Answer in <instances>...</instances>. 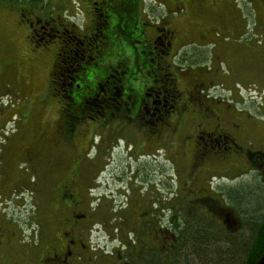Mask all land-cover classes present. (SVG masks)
<instances>
[{
	"label": "flooded vegetation",
	"instance_id": "obj_1",
	"mask_svg": "<svg viewBox=\"0 0 264 264\" xmlns=\"http://www.w3.org/2000/svg\"><path fill=\"white\" fill-rule=\"evenodd\" d=\"M139 1H79L80 26L19 11L20 39L35 59L53 53L58 107L24 168L0 161L7 190L15 186L10 194L0 184V264H153L174 250L178 222L192 215L178 209L177 181L166 179L164 190L160 168L109 188L106 168L120 147L135 164L163 151L193 181L197 211L221 225L226 211L242 225L227 208L229 189L242 197L259 184L264 196V122L223 107L204 56L182 50L237 23L212 0H161L168 15L146 22ZM172 15L184 19L180 28L168 27ZM15 199L28 206L25 220L1 209Z\"/></svg>",
	"mask_w": 264,
	"mask_h": 264
},
{
	"label": "rangeland",
	"instance_id": "obj_2",
	"mask_svg": "<svg viewBox=\"0 0 264 264\" xmlns=\"http://www.w3.org/2000/svg\"><path fill=\"white\" fill-rule=\"evenodd\" d=\"M79 1L89 5L95 0H40V3L29 5L0 0V161H8L6 163H11L12 168L25 167L23 163H27L37 146L38 136L46 132L48 119L57 112L58 107L49 81L53 53H49L46 60L44 57L41 61L35 59L30 48L21 41L25 33L20 32V26L17 25L19 11L24 10L27 19L34 15L40 18L60 17L67 25L80 26L85 16L82 15L84 9L78 7ZM212 1L214 8L227 21L237 23L238 29H209L210 32H206L207 36L201 41L185 46L182 50L204 56L201 66L208 73H214L212 76L220 81L211 89V94L219 97L223 107L264 122V0ZM124 3L127 6L134 5L133 0H124ZM139 7L145 12L142 19L146 22H156V19L160 20L169 13L161 0L157 4L152 0H140ZM178 18L180 16L172 15L171 19H166L168 27L180 28L183 25L180 20L184 22V19ZM131 19L134 20L133 17ZM135 73V78L141 77L138 71ZM167 161V155L161 151L159 157L144 158L142 163L135 164L134 154L120 147L110 156L105 175L106 185L113 189L119 184L120 176L127 180L138 174L150 178L152 172L158 175L161 168L164 190L168 187L166 179L172 177L174 186L177 181L180 199L178 209L197 211L193 181L190 177L182 179L185 171L181 177L180 172L176 174ZM6 182L5 178L0 177V184H5V190L9 188H6ZM247 187L246 193L242 192V195L249 211L256 203L263 204L264 198L259 184H249ZM14 189L15 186L11 185L7 191L11 194ZM231 206L227 208L231 209ZM2 208H5L4 214L11 219L25 220L28 216L27 204L16 199L8 200ZM239 209L241 213L242 206ZM244 235L242 231L237 234L238 237Z\"/></svg>",
	"mask_w": 264,
	"mask_h": 264
},
{
	"label": "trees",
	"instance_id": "obj_3",
	"mask_svg": "<svg viewBox=\"0 0 264 264\" xmlns=\"http://www.w3.org/2000/svg\"><path fill=\"white\" fill-rule=\"evenodd\" d=\"M5 1L16 5L40 3V0ZM227 200L232 212L241 218L239 229L229 231L211 216L192 211L184 224L181 219L178 222L180 229L175 249L153 264H259L264 259V202L256 203L248 211L243 195L238 197L232 189L227 192ZM241 231L245 235L238 237Z\"/></svg>",
	"mask_w": 264,
	"mask_h": 264
},
{
	"label": "water",
	"instance_id": "obj_4",
	"mask_svg": "<svg viewBox=\"0 0 264 264\" xmlns=\"http://www.w3.org/2000/svg\"><path fill=\"white\" fill-rule=\"evenodd\" d=\"M222 219L227 230L236 231L239 228V221L233 216L231 212L226 211V215H222ZM259 264H264V259Z\"/></svg>",
	"mask_w": 264,
	"mask_h": 264
},
{
	"label": "crops",
	"instance_id": "obj_5",
	"mask_svg": "<svg viewBox=\"0 0 264 264\" xmlns=\"http://www.w3.org/2000/svg\"><path fill=\"white\" fill-rule=\"evenodd\" d=\"M217 80V79H216ZM218 82H220V81H216V83H218Z\"/></svg>",
	"mask_w": 264,
	"mask_h": 264
}]
</instances>
